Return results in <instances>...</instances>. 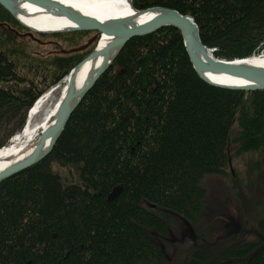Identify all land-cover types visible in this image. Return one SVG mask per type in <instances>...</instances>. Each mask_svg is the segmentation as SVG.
I'll list each match as a JSON object with an SVG mask.
<instances>
[{"label":"trees","instance_id":"obj_1","mask_svg":"<svg viewBox=\"0 0 264 264\" xmlns=\"http://www.w3.org/2000/svg\"><path fill=\"white\" fill-rule=\"evenodd\" d=\"M131 3L191 15L218 58L258 54L264 40V0ZM7 56L0 51V121L44 91L19 86ZM49 60L56 71L64 68L50 85L76 64L64 55ZM112 65L72 111L51 152L0 182V264H156L165 258L162 214L193 226L204 209V179L226 173L231 144L237 154L264 153V90L206 83L178 29L132 37ZM24 120L20 114L19 125ZM53 164L72 169L69 178ZM259 229L254 241L201 245L187 264H264V220Z\"/></svg>","mask_w":264,"mask_h":264},{"label":"rangeland","instance_id":"obj_2","mask_svg":"<svg viewBox=\"0 0 264 264\" xmlns=\"http://www.w3.org/2000/svg\"><path fill=\"white\" fill-rule=\"evenodd\" d=\"M0 18L7 20L0 21V51L7 53V57L16 64V72L19 76L18 85L21 87L31 86L36 91L44 89L43 93L27 109H21L16 116L10 118L7 113L8 119L6 116L1 119L0 146H2L22 128L24 123L22 126L19 125L20 114H25V122L32 105L44 93L55 87L44 112L50 109L57 100L65 76L62 77L61 83L53 85L49 83L53 79L54 72L59 74L64 68L56 71L49 65V59L53 56L64 55L70 56L71 61L77 63L94 48L97 39H93L80 50L68 53H64L62 50H70L84 45L97 32L95 30H76L32 33L30 35L28 34L29 29L14 17L19 24L12 22L13 20L1 8ZM259 46L257 47L259 48L258 52L261 53L264 51V40L259 43ZM211 49L214 50V48ZM112 68L111 64L106 71ZM12 82L3 81L1 84H12ZM237 129L236 122H234L232 136ZM234 150L235 146L231 144V161H229L225 174L207 175L204 179L207 193L200 220L198 223L192 224L194 240L186 233L182 236L181 232L186 227L183 222L184 218L174 214L165 217L162 214L168 233L160 240L165 258L156 264H187L194 249L201 245L216 247L239 240L253 239L254 241L261 235L259 222L264 220V153L251 150L237 154ZM52 169L61 174L64 180L69 178V171H73L56 164L52 165ZM111 193L112 191L109 195ZM204 243L207 244L204 245Z\"/></svg>","mask_w":264,"mask_h":264},{"label":"water","instance_id":"obj_3","mask_svg":"<svg viewBox=\"0 0 264 264\" xmlns=\"http://www.w3.org/2000/svg\"><path fill=\"white\" fill-rule=\"evenodd\" d=\"M0 4L23 26L29 29L28 34L47 33L32 28L17 19V13L27 12L23 5L37 7V14H44L53 17H60L72 22L67 30H95L97 32L91 39L80 47L70 50H62L64 53L73 52L85 48L93 39H97L94 48L80 61H78L69 71L68 81L64 88V93L59 98L55 108V115L52 124L45 128L38 136L34 148L20 160L5 165L0 170V182L30 166L39 162L47 156L66 124L70 114L80 103L85 94L91 89L97 79L108 69L114 59L123 48L125 43L135 36L150 34L162 27L171 26L179 30L183 40V45L188 58L197 75L206 83L226 89L240 90H264V67L253 65L243 58L223 59L213 55V50L203 44L199 35V28L194 18L189 14H183L176 9L165 6H153L143 9H136L140 14L152 11L154 15L141 23L124 21L122 19L108 18L101 19L92 15H87L77 10L75 7L63 4L57 0H0ZM24 11V12H23ZM61 31V30H60ZM56 32V31H50ZM109 37L104 45L99 46L100 39ZM262 55L261 53L257 56ZM100 58V62L95 67V62ZM90 62L89 71L85 80L80 86H76V74L83 64ZM237 78L244 81L243 84H225L217 81L215 77ZM119 191L115 187L109 198L114 197ZM185 232L194 240V229L191 224L183 219Z\"/></svg>","mask_w":264,"mask_h":264},{"label":"bare ground","instance_id":"obj_4","mask_svg":"<svg viewBox=\"0 0 264 264\" xmlns=\"http://www.w3.org/2000/svg\"><path fill=\"white\" fill-rule=\"evenodd\" d=\"M63 4L75 7L77 10L85 13L87 15H92L101 19L115 18L122 19L124 21H132L136 23H141L142 21L148 20L154 15L152 11H146L145 13L136 17L140 14L133 7L132 0H57ZM25 9L24 13H17V19L22 23L41 30L45 32L50 31H62L67 30L72 25L67 19L60 17H53L44 14H37V7L23 5ZM109 39V37L103 36L99 41V46L104 45V43ZM264 52V51H263ZM257 56V54L250 55L245 58L246 61H250L253 65H259L264 67V53ZM244 59V57H242ZM100 62V58L95 62V67ZM90 62H86L81 66L79 71L76 74V86H80L81 83L85 80V77L90 70ZM217 81H220L225 84H243L242 79L237 78H222L215 77ZM68 81V74L63 79V85L57 100L53 103L52 107L44 112L46 104L49 101L52 90L44 93L36 102L33 104V110L30 111L29 115L26 118L22 128L15 132L8 142L0 146V170L7 164L13 163L17 160H20L22 157H25L33 148L37 141L38 136L41 132L52 124L54 119V111L57 106L59 98L64 93L65 85ZM31 106V107H32Z\"/></svg>","mask_w":264,"mask_h":264},{"label":"flooded vegetation","instance_id":"obj_5","mask_svg":"<svg viewBox=\"0 0 264 264\" xmlns=\"http://www.w3.org/2000/svg\"><path fill=\"white\" fill-rule=\"evenodd\" d=\"M0 21H7V20H6V19H1V18H0ZM184 229H185V228H184ZM185 231H186V230H183V231L181 232V233H182V236H183L184 233H186Z\"/></svg>","mask_w":264,"mask_h":264}]
</instances>
